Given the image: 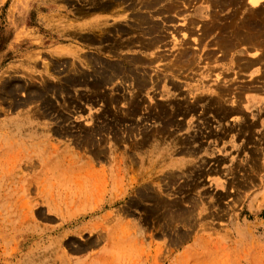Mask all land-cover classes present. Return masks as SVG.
Wrapping results in <instances>:
<instances>
[{"label":"rangeland","instance_id":"1","mask_svg":"<svg viewBox=\"0 0 264 264\" xmlns=\"http://www.w3.org/2000/svg\"><path fill=\"white\" fill-rule=\"evenodd\" d=\"M118 1L0 0V264H264V31L246 6ZM136 14L152 51L116 31ZM217 91L243 113L183 112Z\"/></svg>","mask_w":264,"mask_h":264},{"label":"bare ground","instance_id":"2","mask_svg":"<svg viewBox=\"0 0 264 264\" xmlns=\"http://www.w3.org/2000/svg\"><path fill=\"white\" fill-rule=\"evenodd\" d=\"M152 1L153 0H138L137 1V5L136 6H138V4H139V7H145L146 5H148L149 3L151 4L152 3ZM125 2V1H124ZM154 2H156V0H154ZM114 4V3H118L119 4V1L118 0H91V4H92V7H96V6H99L100 8H108L111 4ZM135 2H133L132 1V4H134ZM263 3H264V0H215V2H214V4H216L215 6H224L223 4H227L226 6H235V8L234 9H236V8H240L241 6L243 7V6H246V10L248 11V12H246V13H248L249 14V16L247 17V19H244V18H240L239 19V21L240 22H243V23H245V24H247L248 26H250V27H254L255 29H256V31L255 32H262L263 33V31H264V8H262L263 7ZM127 4H129V3H127ZM132 4H130V5H132ZM130 5H128L129 7H130ZM119 6V5H118ZM134 6V5H133ZM113 7V6H112ZM148 7H149V5H148ZM128 8V7H127ZM129 9V8H128ZM171 10H173V8L171 9ZM201 12H200V14H201V16L204 14V11L201 9L200 10ZM199 14V15H200ZM136 18H134V19H132V20H129L128 22H130L127 26H125V27H117L116 29V31L117 32H119L120 31V34H128L129 32H125V31H127V30H129V29H133V28H139V31H138V29H136V31H138V34H139V37H143V36H141V34L142 35H146V34H148L149 36H148V39H146L145 40V38H143L144 39V41L142 40V41H139L140 42V46L142 47V48H146V50H148L149 48L151 49V51H152V48L154 47V46H157L158 45V43L161 41V39H163L162 37H163V31H162V28H160L159 27V25H157L156 23H150L145 17H144V15H141V14H136ZM132 18V17H131ZM149 19V18H148ZM149 22V23H148ZM143 25V26H142ZM145 26V27H144ZM203 29H202V32H204L205 33V31L207 30V28H205V27H202ZM135 30V29H134ZM143 30H146V31H143ZM102 31V32H101ZM109 31V30H108ZM103 32H104V30L102 29V28H100V32H99V34L100 35H102L103 34ZM135 33V32H134ZM202 34V33H201ZM98 35V34H97ZM96 35V36H97ZM116 35H117V33H116ZM229 35V36H228ZM230 35L231 34H229V33H227L226 34V39H227V45H230V43H231V37H230ZM121 36V35H120ZM147 36V35H146ZM94 37V36H93ZM98 37H99V35H98ZM102 36H100L99 38H101ZM130 37V36H129ZM133 37V36H132ZM95 38V37H94ZM98 38V39H99ZM79 39V38H78ZM91 39V38H90ZM102 39V38H101ZM104 40H105V38H103ZM130 39V38H129ZM136 39V38H135ZM197 40H198V42H200V40L197 38ZM196 40V41H197ZM95 41V40H94ZM100 41V40H99ZM97 42V41H96ZM130 42V41H129ZM132 42V41H131ZM181 42H182V40H180V44H181ZM184 42H186V40H184ZM88 43V42H87ZM114 45H117V43H116V41H114V43H113V46ZM132 46V45H131ZM256 45H255V43H251L249 46H248V48L250 49H254L256 52L259 50V49H257V47H255ZM108 48V47H107ZM120 48V47H119ZM140 48V47H139ZM116 50H117V48H116ZM118 51V50H117ZM253 53L251 54L252 56L250 57V60H248V62H247V65H249V66H255V65H259L258 66V69L257 70H259V71H262V70H264V67H262V66H264V62H263V56H262V51H260L258 54H256V52H255V54H254V51H252ZM116 53V52H115ZM191 55H193V53H192V51H190V53L188 54V56H187V60H191L194 56H196L195 54H194V56H191ZM254 55V56H253ZM157 57V56H156ZM92 60V59H91ZM93 60H94V58H93ZM92 60V61H93ZM133 60V59H132ZM94 62H95V60H94ZM93 63V62H92ZM100 63V62H99ZM109 63V62H108ZM103 64V63H102ZM112 64H114V63H112ZM112 64H107L106 65V68H105V72H107V73H111L112 75L114 74V73H119L118 71H119V67H115V65L114 66H112ZM93 65V64H92ZM121 66V65H120ZM93 68V67H92ZM97 66H96V68H94V69H96L97 70ZM101 68V67H100ZM103 68V67H102ZM99 69V68H98ZM108 69V70H107ZM95 71V70H94ZM97 72H98V70H97ZM95 73V72H94ZM132 73V72H131ZM135 73H133L132 75H134ZM83 75H85V74H83ZM106 76H107V74H105ZM115 75H117V74H115ZM115 75H113L114 77H115ZM136 75V74H135ZM67 76V75H66ZM78 76V75H77ZM139 77H137V76H133V77H137V79L136 80H139L138 78H140V75H138ZM80 77V76H79ZM86 77V76H85ZM102 77V76H101ZM103 77H104V75H103ZM102 77V78H103ZM109 78H110V74H109V76H108ZM144 77V76H143ZM67 78V77H66ZM135 78H133V79H135ZM86 79V78H85ZM104 79V78H103ZM112 78H110V80H111ZM141 79H142V77H141ZM145 79V78H144ZM96 80H98V79H96ZM106 80V79H105ZM109 80V79H108ZM77 81V80H76ZM92 81H94V79L92 80ZM91 81V83L92 84H94L93 82ZM96 82V81H95ZM101 82V81H100ZM136 82V85L137 86H139L138 84H137V81H135ZM134 82V83H135ZM74 83V82H73ZM77 83H78V81H77ZM105 83H106V81H105ZM141 83H143V82H141ZM141 83L139 82V84L141 85ZM145 83V82H144ZM101 84V83H100ZM11 86V85H10ZM94 86H98V85H96V83H95V85ZM101 86V85H100ZM2 87H3V85H2ZM6 88H8L9 86H8V84H7V86H5ZM6 88H5V90H6ZM9 89V88H8ZM7 89V90H8ZM3 90V89H2ZM10 90H8L7 92H9ZM223 91H225V90H221V92H223ZM12 92H14V91H12ZM222 96H224V94L223 93H220V92H216V96H214V97H211V98H202V97H197V98H195L191 103H188V104H186L185 106V109H184V113H191L193 110H194V105L193 104H197V103H200V102H202V103H206L207 105H212L213 106V110H214V114H215V116H216V118L217 119H219V120H221V119H224L226 116H231V115H234V116H236L237 117V115L238 114H240V113H243V111H242V109H241V107H240V105L238 104V102H237V100H235L234 102V105L232 106V107H222V104H220V102H221V99H222ZM109 98V97H108ZM111 99H112V97H110ZM116 98V97H115ZM115 100V99H114ZM113 101V100H112ZM111 101V102H112ZM255 108V111H256V115L258 116V118H261V119H264V112H262L261 110L262 109H264V103L263 104H260V105H257V106H255L254 107ZM165 109V108H164ZM163 111V110H162ZM165 111V110H164ZM167 114V113H166ZM166 114H164V115H166ZM255 115V114H254ZM164 118H165V116H164ZM165 120V119H164ZM164 120H162V121H164ZM167 121V120H166ZM240 126V125H239Z\"/></svg>","mask_w":264,"mask_h":264}]
</instances>
